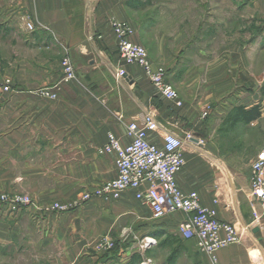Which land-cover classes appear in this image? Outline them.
<instances>
[{"label":"crops","instance_id":"1","mask_svg":"<svg viewBox=\"0 0 264 264\" xmlns=\"http://www.w3.org/2000/svg\"><path fill=\"white\" fill-rule=\"evenodd\" d=\"M187 9L189 29L152 43L131 0H0V73L14 82L0 93V166L7 182L34 198L17 208L0 200L1 250L26 264H100L83 248L127 218L141 232L149 228L151 209L132 190L78 203L117 176L116 155L99 152L109 135L128 144L129 124L150 113L163 129L194 136L177 183L241 235L217 252V264H264V209L251 194L252 163L264 149V0H198ZM115 21L130 23L131 39L166 67L181 106L120 57ZM67 56L76 68L69 82L61 66ZM149 138L163 144L160 131ZM54 203L69 209L53 210ZM166 217L164 228L178 232L186 215ZM180 240L176 257L168 246L165 264H212L195 238Z\"/></svg>","mask_w":264,"mask_h":264},{"label":"built area","instance_id":"2","mask_svg":"<svg viewBox=\"0 0 264 264\" xmlns=\"http://www.w3.org/2000/svg\"><path fill=\"white\" fill-rule=\"evenodd\" d=\"M112 27L118 40L120 57L128 64L143 67L159 93L175 105L181 106L182 100L177 90L168 81L166 67L155 64L148 49L131 39L134 27L123 21L113 22ZM28 28L33 30V24L28 23ZM61 66L64 81L75 79L76 68L70 57H65ZM13 84L12 77L0 75L1 91H12ZM157 131L162 134V145L149 138L150 132ZM127 134L131 137L128 144L124 145L120 138L110 134L108 142L99 149L100 154L116 155L117 176L86 190L78 204L87 203L94 198L117 200L124 192L132 190L136 199L151 209L155 220H161L175 212L185 214L186 218L180 223L178 232L184 238H195L198 249L210 258L212 264H217V252L239 242L241 235L233 223L220 220L214 209L202 204L197 191H184L177 183L176 176L186 162L183 149L187 142L194 141V136L190 133L180 136L163 129L157 118L150 113H146L140 123L131 122ZM251 194L264 209V149L252 163ZM2 197L14 208L31 203V198L23 194H5ZM51 209L66 211L69 208L66 204L54 203Z\"/></svg>","mask_w":264,"mask_h":264},{"label":"rangeland","instance_id":"3","mask_svg":"<svg viewBox=\"0 0 264 264\" xmlns=\"http://www.w3.org/2000/svg\"><path fill=\"white\" fill-rule=\"evenodd\" d=\"M195 1L197 2L198 0H131V3L136 10L134 17L138 20V26H140L142 34L150 37V41L153 43L157 41L158 34L163 36L174 35L189 29L188 27L192 23L190 19L189 21L187 20L186 13L188 12H184V9H187L189 4ZM0 75L8 76L1 73ZM0 93L6 92L0 90ZM4 152L0 151V154ZM17 168L20 169V167H15V170ZM5 170V166H0V200L4 201L2 196L5 194H23L31 198V203L23 205H31L34 202V198L29 193L19 192L18 187L20 186H18V183L7 182L5 180ZM24 184L26 187L29 186L28 182ZM8 204L10 205V203ZM178 213H173V217L178 215ZM149 221L144 222L149 228L141 232L142 226L127 218L119 228L114 227L109 235H105L98 245L86 246L83 251L90 255H96L97 263L100 264H165L171 248L162 245L166 235L160 237L159 234H174L177 235L176 237L181 238L183 236L175 229L167 230L164 228L167 225V221H169L168 217L161 220H152V224ZM148 237L151 240L147 241ZM174 239L175 237L171 236L169 241ZM0 264H26V262L18 261L14 255L0 249ZM27 264L47 263L31 260Z\"/></svg>","mask_w":264,"mask_h":264},{"label":"trees","instance_id":"4","mask_svg":"<svg viewBox=\"0 0 264 264\" xmlns=\"http://www.w3.org/2000/svg\"><path fill=\"white\" fill-rule=\"evenodd\" d=\"M256 109V107L252 108L249 113L253 114L251 117L253 118H257L259 116L258 113H254L253 111ZM165 236L164 237V240L162 241V245L165 246V247H168V246H172L173 247V253H172V256L173 257H176L177 256V253L179 252V249L181 248V246L183 245L182 241L180 240V237H176L177 235H174V234H171V235H167V233H160L159 236ZM171 236L175 239L169 243V240L171 238ZM173 244H176V245H173Z\"/></svg>","mask_w":264,"mask_h":264},{"label":"bare ground","instance_id":"5","mask_svg":"<svg viewBox=\"0 0 264 264\" xmlns=\"http://www.w3.org/2000/svg\"><path fill=\"white\" fill-rule=\"evenodd\" d=\"M148 240H151V239H148ZM148 240H147V241H148Z\"/></svg>","mask_w":264,"mask_h":264}]
</instances>
